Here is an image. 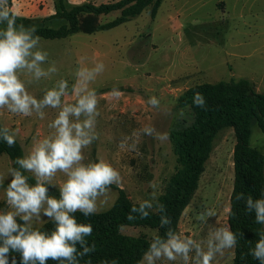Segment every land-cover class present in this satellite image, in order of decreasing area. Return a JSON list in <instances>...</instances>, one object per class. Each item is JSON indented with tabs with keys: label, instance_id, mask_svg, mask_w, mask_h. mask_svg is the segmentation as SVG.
Here are the masks:
<instances>
[{
	"label": "rangeland",
	"instance_id": "obj_1",
	"mask_svg": "<svg viewBox=\"0 0 264 264\" xmlns=\"http://www.w3.org/2000/svg\"><path fill=\"white\" fill-rule=\"evenodd\" d=\"M84 1L64 0V4L69 8ZM10 6L16 13L17 30L21 24L26 30L33 25L58 28L65 24L62 20L45 21L55 9L51 0H11ZM118 15L113 12L101 16L99 22L107 23ZM6 27V21L0 23V31ZM32 51L47 53L40 63L47 75L37 79L27 69L18 70L26 91L39 101L49 89L58 88L61 80H66L68 87L57 108L43 106L39 112L33 108L30 116L13 113L7 105L0 108V126L15 136L23 158L42 140L55 138L56 129L50 125L65 104L75 103L72 89L77 71L94 70L87 86L96 92L99 114L90 130V144L81 149L80 163L87 166L102 160L119 174L118 180L97 196L96 213L112 206L118 190L133 203L152 204L176 168L169 133L192 122L188 108L177 105L184 90L197 83L244 79L264 94V0H162L153 18L147 8L107 31L76 33L63 40L39 39ZM51 68L56 71H49ZM114 89L123 95H104ZM153 98L157 103H150ZM86 118L82 114L79 119L82 122ZM70 120L75 122L76 118L70 116ZM234 144L232 128L218 132L197 190L181 215L176 236L194 241L187 261L181 255L169 260L162 254L154 256L151 264H197L195 245L206 252L212 233L228 228ZM249 144L264 155V132L256 124L251 127ZM10 169L9 158L0 155V213L15 211L6 203V189L14 174ZM25 175L29 186H34L35 173L25 170ZM66 179V174L58 171L44 183L60 192ZM209 211L213 215L208 216ZM201 215L204 219L198 218ZM53 220L42 209L28 223L38 228ZM123 228L131 235L155 234L153 230ZM222 252L215 253L212 264L231 262L233 246ZM147 254L139 264H149Z\"/></svg>",
	"mask_w": 264,
	"mask_h": 264
},
{
	"label": "trees",
	"instance_id": "obj_2",
	"mask_svg": "<svg viewBox=\"0 0 264 264\" xmlns=\"http://www.w3.org/2000/svg\"><path fill=\"white\" fill-rule=\"evenodd\" d=\"M51 1L55 9L45 21L62 20L65 24L58 28L36 26V31L31 34L33 39L63 40L76 33L91 35L107 31L139 16L147 8H150L153 18L162 2L86 0L66 8L64 0H58L56 3L59 7L56 8L55 0ZM113 12L119 15L112 21L104 24L99 22L101 16ZM197 94L202 103L196 102ZM177 105L188 108L192 122L181 130L169 133L176 168L156 202L151 207H145L144 211L148 215L144 217L139 211L142 203L131 202L118 190V196L108 210L87 216L79 210L70 214L78 224H90L92 232L84 236L83 243L76 242V252L71 261L49 258L45 264H139L151 251V244L157 237L166 242L169 232L177 234L179 220L197 190L205 163L213 149V141L218 132L225 128H232L235 136L232 150L233 184L227 213L228 229L233 233L235 242L233 258L228 264H262L254 253L257 242L264 238V222L257 220L256 209L249 207L248 200L251 199L253 204L264 200V155L249 144L254 124L264 132V94L258 93L255 86L244 79L213 84L197 83L182 92L177 98ZM5 132L12 135L0 126V155L9 158L13 172L19 171L26 176L25 169L16 162L17 158H23L21 146L16 140L15 145L9 147L4 140ZM46 188L49 197L60 198L58 190ZM133 208L137 211H132ZM164 219L168 223L163 224ZM17 222L24 223L20 218H17ZM123 227H128L126 230H153L155 234H126ZM55 229L54 220L32 228L47 235H51ZM85 248L89 251L85 252ZM12 257H15L17 264H21L19 252H10L9 264Z\"/></svg>",
	"mask_w": 264,
	"mask_h": 264
},
{
	"label": "clouds",
	"instance_id": "obj_3",
	"mask_svg": "<svg viewBox=\"0 0 264 264\" xmlns=\"http://www.w3.org/2000/svg\"><path fill=\"white\" fill-rule=\"evenodd\" d=\"M10 8L9 0H0V23L7 22L6 29L0 31V108L7 105L11 112L23 116H30L33 108L38 112L43 106L57 108L61 105V97L65 95L68 87L66 80L59 81L58 88L49 89L43 99L38 101L26 91L24 83L17 75V71L21 69L33 72L37 79L47 75L40 67L47 53L32 51L40 39H33L31 35L36 31V26L26 30L21 24L17 30L16 13ZM102 67L103 65L98 66ZM49 71L55 72L56 69L51 68ZM93 71H77V82L72 89L76 101L74 104H65L50 125L56 129L55 138L42 140L29 156L16 160L25 170L33 171L37 181L30 187L27 177L15 171L6 189V203L15 211L0 213V264H9L10 252L20 253L21 264H45L49 258H66L71 261L73 253L76 252V242L83 243L84 236L91 234L92 226L78 224L70 214L78 210L86 216L95 213L97 196L107 191L106 186L118 180V172L109 163L102 160L87 166L80 163L83 160L81 149L90 144V130L93 128L95 115L99 114L96 92L89 90L87 86L88 81L93 79ZM104 95L120 97L123 93L114 89ZM196 102L202 103L199 94ZM150 103L155 104L157 101L153 98ZM82 114L87 118L81 122L79 118ZM40 116L43 118L42 112ZM70 116L75 117L76 121H71ZM4 140L9 147L16 143L15 136L8 135L7 132ZM58 171L65 173L67 179L60 188V198L56 199L46 194L48 190L44 181ZM45 204L47 207H44ZM248 205L255 207L257 220L264 222V200L253 204L249 199ZM145 207H151V204L145 201L140 205L139 211L144 217L148 215L144 211ZM42 209L47 217L54 218L56 222V229L51 235L32 230L28 223L34 214L38 217ZM132 211L137 209L133 208ZM207 215L211 216L213 213L209 211ZM17 216L24 223H18ZM128 218L132 219L131 216ZM198 218L204 219V216ZM162 223L166 224L168 220L164 219ZM168 236L166 242L157 237L151 244V251L146 256L149 264L154 256L160 257L162 254L169 260H175L181 255L187 261L194 241L191 238L181 239L171 232ZM234 242L233 233L227 227L220 228L212 233L206 252L199 245H195L197 264H212L215 253L220 252L223 255L222 250L231 248ZM87 251L89 249L85 248V252ZM254 255L264 264V238L257 242ZM11 264H17L15 257H12Z\"/></svg>",
	"mask_w": 264,
	"mask_h": 264
}]
</instances>
